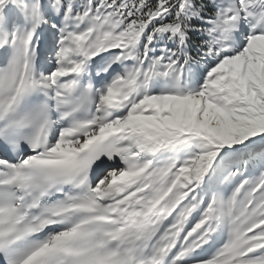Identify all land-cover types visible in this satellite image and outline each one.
Masks as SVG:
<instances>
[{
	"label": "snow or ice",
	"instance_id": "snow-or-ice-1",
	"mask_svg": "<svg viewBox=\"0 0 264 264\" xmlns=\"http://www.w3.org/2000/svg\"><path fill=\"white\" fill-rule=\"evenodd\" d=\"M0 264H264V0H0Z\"/></svg>",
	"mask_w": 264,
	"mask_h": 264
}]
</instances>
